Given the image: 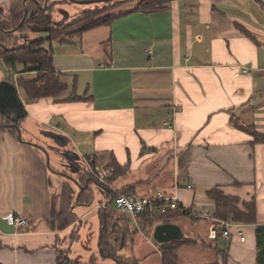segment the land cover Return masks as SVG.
<instances>
[{
  "label": "crops",
  "instance_id": "1",
  "mask_svg": "<svg viewBox=\"0 0 264 264\" xmlns=\"http://www.w3.org/2000/svg\"><path fill=\"white\" fill-rule=\"evenodd\" d=\"M139 1L118 5L108 24L85 30L69 42L49 40L44 47L51 50L53 67L62 72L63 82L69 88L74 83L76 94L84 99L65 100L69 88L57 100L22 97L16 79H32L34 71L1 79L16 85L26 114L17 121L21 139L16 128L0 122V264H82L71 260L61 246L60 236L76 223L68 212L65 182L48 170L43 150L23 131L43 136L40 143L50 151L51 140L42 133L63 135L76 154L71 161L76 174L81 156L107 163L112 154L127 165L123 185L117 186L129 187L133 195L151 179L155 187L142 188V196L175 193L192 208L216 212L221 207L206 196L212 187L236 197L243 213L247 206L253 208L255 222L235 220L243 225L244 240L219 237L216 244L227 254V264H256L254 228L264 224V143H252L253 136L240 126L253 125L264 133V0H172L153 12L138 9ZM25 2L0 0L4 30L20 22L29 8ZM48 12L46 18L55 21ZM25 36H19L21 42L28 40ZM244 64L251 73L236 76L237 65ZM23 117L27 119L21 123ZM153 160L158 165L149 175ZM188 182L190 189L185 187ZM105 189L100 186L106 201L98 204L97 213H116L121 227L117 255L139 264L141 257L119 254L127 246L129 221L116 210L100 207L112 196ZM75 203L80 204L76 197ZM19 214H25L27 223L10 225L8 216ZM181 218L187 217L178 218L177 225ZM205 223L192 222L195 230L189 233L181 229L209 242ZM141 230L134 227L132 234ZM145 238L161 264L157 242ZM133 246L127 250L134 252ZM99 251L109 257L100 247ZM215 256L210 264H224Z\"/></svg>",
  "mask_w": 264,
  "mask_h": 264
},
{
  "label": "trees",
  "instance_id": "2",
  "mask_svg": "<svg viewBox=\"0 0 264 264\" xmlns=\"http://www.w3.org/2000/svg\"><path fill=\"white\" fill-rule=\"evenodd\" d=\"M128 1L134 0L102 1L105 3V8H100L98 10L84 9L73 21L68 23H57L56 21L48 20L45 13L38 8L32 0H26L25 5L29 7L27 9L29 11L32 10L33 13L28 14L23 23L17 27L16 32L23 33L27 30L44 31L47 32L48 36L46 38L41 37L32 39V41L26 40L19 44L15 41V38L13 39V33L6 32L0 25V60H2L8 68L9 77H12L14 73L34 71L36 74L32 79L22 77L16 79L17 84L23 89L26 98L29 100L41 97H51L54 100L59 99V96L64 91H67L69 86L67 83L63 82L62 72H56L53 67V55H51V50L42 48L41 44L46 40L52 39H58L61 42H69L71 38L80 36L85 30L108 24L114 17H116V15L111 14V11L118 7V5ZM170 1L172 0H140L137 8L145 12H153L164 9L168 6ZM18 67H20L21 70H18ZM84 98V96L76 94L73 83L69 88L68 95L65 96L64 99L80 100ZM0 122L7 124L10 122V119L2 118ZM240 128L253 136L252 143H264V133L256 131L253 125L240 126ZM108 166L114 168V174L111 177V180H116L127 170V165H121L112 154ZM77 180L81 190H79L76 196V202L87 205L93 198V193L89 184L93 181L95 182V180H93L90 173L87 171ZM106 190L107 189H105V193H107ZM120 191L125 194L133 193L129 187H121ZM205 193L209 200L221 206L216 207V217L229 218L232 216L236 221L255 222L253 208L250 205L247 206L248 212L243 213L237 206L236 197L226 194L223 190L217 187H212L207 189ZM98 214L101 226L99 247L103 255L115 258L116 264H135V261H137L136 259L117 255V250L121 245L120 236H118L121 227L115 222L116 213L104 210L100 211ZM180 217H187L192 222L199 221L191 218L189 212L178 207L175 210L163 214H156L152 217L143 218L140 220V224L142 227H148L150 232H152L157 224L175 223ZM254 229L256 237V264H264V224H256ZM216 240L217 239H214L208 242L207 239L195 234H183L179 239L163 243H155L158 245L161 253V264H180L178 249L183 245L194 247L198 245L199 247L220 256L223 263L227 264V254L224 249H220L217 246Z\"/></svg>",
  "mask_w": 264,
  "mask_h": 264
},
{
  "label": "rangeland",
  "instance_id": "3",
  "mask_svg": "<svg viewBox=\"0 0 264 264\" xmlns=\"http://www.w3.org/2000/svg\"><path fill=\"white\" fill-rule=\"evenodd\" d=\"M59 2L54 5V7L51 10H48L49 15L52 19L55 21H63L65 22H71L73 21L79 14L80 11L83 9H92V10H98L100 8H105L102 1L94 2V3H88V4H76L71 3L70 1H62L58 0ZM87 6V7H86ZM23 34L26 35L25 37L28 40L36 39V38H45L47 35V32L44 31H32L27 30L23 33L20 32H14L13 33V39L16 38L18 43H22V38H19V36ZM16 41V40H15ZM16 41V42H17ZM49 40H46L41 45L42 48L45 46L48 47L49 44L47 43ZM19 43V44H20ZM33 74H26L25 77L31 78L33 77ZM9 77V70L8 68L0 62V81L2 78H8ZM19 94L24 97L23 91L20 89ZM24 119H27V117H23L20 121L23 123ZM29 121V120H28ZM21 132V130H20ZM24 137H30V139L36 141L32 142L40 146H44L42 143L44 137L38 136L36 137L32 135L31 133H27L23 131L22 134ZM25 139V138H24ZM39 142V143H38ZM45 159V164L48 159V164H46L48 170L53 172L52 174H55L59 179L64 180L66 185V194L67 199L69 201V207L68 212L72 214L76 218V223L74 225H71L70 228L66 231V233L62 234L60 236L61 238V246L63 249H65V252L67 253V256L71 260L79 261L80 263H86V264H114L115 261L110 257H103L100 255L98 242H99V231H100V218L97 213L98 211V204L101 201H106V198L104 197L103 193L100 190V181L96 178L94 179L91 174L90 176L95 180V182H91L89 184V187L92 190L93 198L91 202L87 205L77 204L75 203V197L79 191V186L77 183V179L81 175L84 174V172H89L87 170V167H85V163L80 161L79 166V172L76 174V171H72L70 168H65L60 165L58 155L54 151L47 150V154L40 151ZM86 157V161L89 162L90 157ZM97 159L93 158V162H95ZM110 161V160H109ZM109 161L107 163L100 162L99 164L106 168L109 164ZM157 160H153L149 163L147 167L146 173L149 175L154 171L155 168H157ZM112 167V166H108ZM86 169V170H85ZM163 171V170H162ZM145 173V172H144ZM145 173V174H146ZM114 174V173H113ZM112 186L116 188L118 192L121 193L120 188L117 185L121 186L124 182L125 176H119L116 183L115 180H111ZM77 178V179H76ZM97 182V183H96ZM156 183L153 180H149L148 182H145L144 185L138 186V190L135 192L138 196H142L141 193L142 188H152L155 187ZM107 190H110V188H106ZM111 191V190H110ZM128 234L127 238L125 240L127 246L124 248L119 249V254L126 253L131 255H136L141 257V260H139V264H159V258L157 255V252L154 249V246L151 245V243L145 238L146 236H149L152 238V232H150L149 229L146 227H143L141 231H135V234L133 233L134 225L131 222H128ZM178 224L183 229L184 233H189L195 230V227L193 226L192 222L187 218H181L178 220ZM206 229L208 226V223L206 222ZM139 230V229H137ZM133 238V241L131 240ZM134 245V252H131L130 250H127L129 246ZM220 245V242H218ZM179 260L182 264H209L214 263L216 261V256L214 253L204 251L200 247H182L179 251Z\"/></svg>",
  "mask_w": 264,
  "mask_h": 264
},
{
  "label": "built area",
  "instance_id": "4",
  "mask_svg": "<svg viewBox=\"0 0 264 264\" xmlns=\"http://www.w3.org/2000/svg\"><path fill=\"white\" fill-rule=\"evenodd\" d=\"M251 67L247 65H237L235 75L250 74ZM85 163V167L91 176L100 181V186L110 188L112 196L109 202L101 203L100 207L116 210L128 218V221L133 223L134 227L141 230L143 227L140 220L147 217H152L156 214H163L181 207L183 210L189 212L191 218L206 221L208 223L206 236L208 239L214 240L219 237L228 239L230 237H237L239 240H244L243 225L236 222L232 216L229 218H218L214 215L215 210L201 207L192 208L185 205L177 194L170 195L162 192H155L150 196H138L133 194L120 193L112 186L110 176L114 173L113 167L104 168L98 162L95 163L93 158L86 161L85 156H81ZM190 189L191 184L188 182L185 186ZM10 225L21 227L28 221L25 214L9 215L7 218Z\"/></svg>",
  "mask_w": 264,
  "mask_h": 264
},
{
  "label": "water",
  "instance_id": "5",
  "mask_svg": "<svg viewBox=\"0 0 264 264\" xmlns=\"http://www.w3.org/2000/svg\"><path fill=\"white\" fill-rule=\"evenodd\" d=\"M37 1V0H36ZM78 3H94L98 1H109V0H72ZM48 0H44L43 5L38 2V5L43 9H46ZM58 0H53L49 2L51 7H54L57 4ZM28 13L27 8H25L23 17L20 20L19 24L11 28L9 30H5L8 33L14 32L17 27H19L24 19L26 18ZM2 14V10L0 8V15ZM23 36V34H21ZM26 114V109L24 107L23 101L18 95L17 87L14 83L10 82L9 80H1L0 81V115L4 116L5 118H10L11 122L5 124L6 127H14L18 130V137L21 139V132L17 125V121L20 117ZM46 138L51 140L49 143V148L53 149L61 158V164L65 167H69L73 169L72 166V157L75 154L74 151L67 148V139L63 137L61 134L53 133V132H43L42 133ZM32 145L36 146L37 148L43 150L44 153L47 154V148L44 146L37 145L35 143L30 142ZM79 157V156H78ZM65 160V161H64ZM48 164V159H47ZM78 183V181H77ZM80 190L81 187L78 184ZM183 236L182 229L176 223H160L157 224L153 228L152 238L157 243H163L167 241H171L174 239H179Z\"/></svg>",
  "mask_w": 264,
  "mask_h": 264
},
{
  "label": "flooded vegetation",
  "instance_id": "6",
  "mask_svg": "<svg viewBox=\"0 0 264 264\" xmlns=\"http://www.w3.org/2000/svg\"><path fill=\"white\" fill-rule=\"evenodd\" d=\"M32 1L37 5L38 8H40V9L45 13V16H46V14H47L46 12H47V11L49 10V8H50V5H49L50 0H48V2H47V7H46V9H43L42 7H40V6L38 5V2H39L38 0H37V1H36V0H32ZM39 3H40V2H39ZM43 3H44V2H43ZM40 4H41V3H40ZM42 5H43V4H41V6H42ZM27 10H28V9H27ZM30 13L32 14L33 11H32V10H30V11L28 10L27 16H28V14H30ZM27 16H26V17H27ZM22 17H23V16H22ZM21 19H22V18H21ZM25 19H26V18H25ZM25 19H24V20H25ZM18 24H19V23H18ZM18 24H17V25H18ZM17 25H15L14 27H16ZM14 27H12V28H14ZM14 32H16V30H15ZM63 263H64V262L61 261L59 264H63Z\"/></svg>",
  "mask_w": 264,
  "mask_h": 264
}]
</instances>
